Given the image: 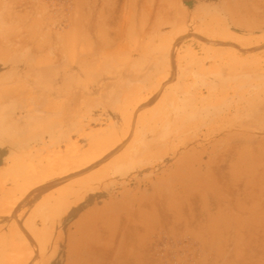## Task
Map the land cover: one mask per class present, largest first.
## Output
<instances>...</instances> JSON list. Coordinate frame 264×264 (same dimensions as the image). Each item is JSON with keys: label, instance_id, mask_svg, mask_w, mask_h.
Segmentation results:
<instances>
[{"label": "crops", "instance_id": "1", "mask_svg": "<svg viewBox=\"0 0 264 264\" xmlns=\"http://www.w3.org/2000/svg\"><path fill=\"white\" fill-rule=\"evenodd\" d=\"M148 5L145 46L195 38L199 58L208 39L243 61H163L168 46L70 84L67 113L22 96L0 128V264H264V60H248L264 56V0ZM47 113L112 120L94 138Z\"/></svg>", "mask_w": 264, "mask_h": 264}, {"label": "rangeland", "instance_id": "2", "mask_svg": "<svg viewBox=\"0 0 264 264\" xmlns=\"http://www.w3.org/2000/svg\"><path fill=\"white\" fill-rule=\"evenodd\" d=\"M149 1L0 0V128L20 123L21 118L11 117V114L13 110L20 109L22 96L29 97L30 108L34 105L31 100L39 94L45 99V110L67 113L72 104L67 99L70 84L84 83L86 79L94 81L104 76L107 70L98 67L138 62L146 51L155 50L159 54L169 46L162 60L173 63L243 61L241 53L234 55L228 50L217 53L208 50V47L219 45L208 39H200L205 53L199 58L188 48L198 47L195 44L198 39L195 38H178L168 43L166 37L157 36L153 38L152 45L145 46L142 38L136 36V30L142 26L139 19L147 13ZM191 27L189 24V30ZM191 42L193 44L189 45ZM250 48L249 51L252 50ZM248 60L258 63L264 60V56L253 54ZM196 88L189 86L188 89L195 92ZM235 88L237 93H241L245 87ZM246 88L251 89L254 95L261 93L262 89L260 86ZM79 104L81 102L78 110ZM145 105L147 102L141 107ZM92 109H98V102H92ZM47 115L50 114L38 119L40 125L93 126L94 138L95 131H98L95 128L112 120L98 114L87 118ZM117 120L127 124L130 121ZM30 124H36V119H32ZM77 140L80 142L79 136ZM60 156L68 157V153L64 155L62 150Z\"/></svg>", "mask_w": 264, "mask_h": 264}, {"label": "bare ground", "instance_id": "3", "mask_svg": "<svg viewBox=\"0 0 264 264\" xmlns=\"http://www.w3.org/2000/svg\"><path fill=\"white\" fill-rule=\"evenodd\" d=\"M253 98V97H252Z\"/></svg>", "mask_w": 264, "mask_h": 264}]
</instances>
